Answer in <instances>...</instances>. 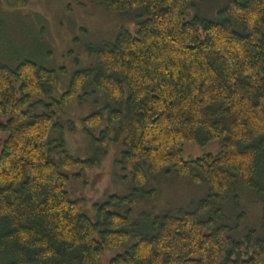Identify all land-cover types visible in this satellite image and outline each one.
<instances>
[{"label":"trees","instance_id":"obj_1","mask_svg":"<svg viewBox=\"0 0 264 264\" xmlns=\"http://www.w3.org/2000/svg\"><path fill=\"white\" fill-rule=\"evenodd\" d=\"M195 2L100 0L109 13L143 12L134 30L89 50L94 65L74 73L58 99L56 72L0 63V264H264V235L235 240L229 226L206 219L230 193L238 207L239 190L264 201V0H227L216 20L186 18ZM86 90L103 95L106 114L84 118V132L107 124L91 138L93 157L80 160L49 137ZM215 142L216 155L182 158V144ZM109 143L133 194L94 205L93 221L67 187L70 176L100 166ZM165 169L208 186L193 211L156 216L145 229L131 210L113 211L131 209L149 176Z\"/></svg>","mask_w":264,"mask_h":264},{"label":"rangeland","instance_id":"obj_2","mask_svg":"<svg viewBox=\"0 0 264 264\" xmlns=\"http://www.w3.org/2000/svg\"><path fill=\"white\" fill-rule=\"evenodd\" d=\"M226 3L227 0H196L193 8L185 11V16L216 20L217 12ZM142 12L137 9L131 13H109L100 0H28L20 7L10 6L8 0H0V63L15 67L28 60L56 72L58 83L54 98L58 99L67 90L74 73L94 65L95 58L89 55V50L113 43L122 29L134 30ZM86 93L74 98L63 109L56 120L57 129L52 130L49 137L52 141L63 140L69 155L80 160L93 157L91 138L99 136L107 124L103 122L90 135L84 132V118L99 111L106 114L103 95L97 90H86ZM71 125L74 131L69 130ZM181 150L182 158L188 161L218 154L219 144H182ZM119 153L118 146L109 143L98 168L83 170L78 179L70 176L67 187L70 199H83L85 212L93 221L94 205L105 203L112 196L125 198L133 194L132 177L115 163ZM207 192L205 183L193 184L165 169L149 176L146 184L138 190L139 199L131 209L122 205L113 211L125 214L131 210L134 222L145 229L156 216H176L179 211H193ZM238 192V207L235 206L236 198L230 193L219 212H208L206 219H212L215 227L229 226L232 229L229 234L235 240L243 239L249 230L263 236L264 201L255 191ZM240 213H244L242 219ZM124 252L125 247L111 251L107 259Z\"/></svg>","mask_w":264,"mask_h":264}]
</instances>
